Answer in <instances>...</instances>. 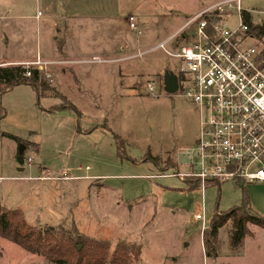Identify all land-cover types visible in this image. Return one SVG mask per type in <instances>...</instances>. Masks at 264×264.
<instances>
[{"label":"rangeland","instance_id":"obj_1","mask_svg":"<svg viewBox=\"0 0 264 264\" xmlns=\"http://www.w3.org/2000/svg\"><path fill=\"white\" fill-rule=\"evenodd\" d=\"M220 1L0 0V63L42 55L44 66L37 59L25 66L39 67L49 86L39 99L28 87L0 93V203L34 227L76 229L108 242L111 252L120 244L139 249L137 264H264V229L256 225L246 224L238 247L231 223L204 243L215 215L241 206L245 189L264 217V184L216 183L203 195L191 178L161 177L190 173L199 163L201 125L182 91L165 92L164 74L177 75L180 61L156 47ZM242 7L264 23V0ZM238 14L234 8L229 29ZM2 133L29 142L23 172L20 144ZM64 169L71 180L58 178H68ZM45 174L50 179L40 178ZM0 252V264H54L2 238Z\"/></svg>","mask_w":264,"mask_h":264},{"label":"built area","instance_id":"obj_2","mask_svg":"<svg viewBox=\"0 0 264 264\" xmlns=\"http://www.w3.org/2000/svg\"><path fill=\"white\" fill-rule=\"evenodd\" d=\"M243 1L204 9L156 47L180 61L179 91L199 109L201 125L194 149L199 163L191 164L190 173L161 177L197 180L203 195L216 183L264 184V38L244 22ZM234 8L239 24L231 30L227 21ZM129 23L136 31L133 16ZM183 35L178 51H167ZM35 65L44 63L38 59ZM148 91L155 85L149 83ZM196 219L205 224L204 214Z\"/></svg>","mask_w":264,"mask_h":264},{"label":"trees","instance_id":"obj_3","mask_svg":"<svg viewBox=\"0 0 264 264\" xmlns=\"http://www.w3.org/2000/svg\"><path fill=\"white\" fill-rule=\"evenodd\" d=\"M242 14L244 22L249 25L251 31L258 37L264 38L262 25L254 24L252 14L246 10ZM185 37L183 35L181 39ZM23 85L34 89L39 97L49 90L46 75L36 67L25 65L0 67L1 95ZM2 118L4 115L0 119ZM2 135L15 140L18 144H27L11 134L2 133ZM192 181L195 184L193 189L200 188L197 180ZM238 184L244 186L243 183ZM240 210H243L241 215ZM227 223H231L230 239L234 247L240 246L244 234H247L246 224L250 223L264 229V217L252 207L246 189L243 192L241 206L230 209L223 215L216 214L212 219L209 231L204 234L205 245H209L210 239H215L220 229ZM0 238L16 244L26 252L42 256L54 264H137L141 255L139 249L130 248L124 244H120L111 252L108 242L80 235L76 229L67 231L62 228L41 229L31 226L22 211L9 209L1 203Z\"/></svg>","mask_w":264,"mask_h":264},{"label":"crops","instance_id":"obj_4","mask_svg":"<svg viewBox=\"0 0 264 264\" xmlns=\"http://www.w3.org/2000/svg\"><path fill=\"white\" fill-rule=\"evenodd\" d=\"M222 1H224V0H222ZM222 1H220V2H222ZM220 2H218V3H220ZM218 3H215V4H213V5H211V6H214V5H216V4H218ZM211 6H209V7H211ZM209 7H207V8H209ZM207 8H205V9H207ZM201 12V11H200ZM199 12V13H200ZM37 15L39 16V15H41V13H40V11H38V13L36 14V17L35 18H39V17H37ZM254 22V21H253ZM255 24V23H254ZM262 24V23H261ZM257 25V24H256ZM258 25H260V24H258ZM182 29V28H181ZM180 29V30H181ZM179 30V31H180ZM179 31H177L175 34H177ZM174 34V35H175ZM173 36V35H172ZM172 36H170L169 38H171ZM168 38V39H169ZM167 39V40H168ZM165 42V41H164ZM163 43V42H162ZM101 45H104V46H106L107 44H106V42H104V43H102ZM117 45V44H116ZM96 47H100V45L99 46H96ZM98 55V54H97ZM100 55V54H99ZM96 57H98V58H100L101 59V57H99V56H96ZM94 58V57H93ZM35 59H42V55L40 56V55H37L36 56V58H25V59H21V60H14V61H11V62H7V63H0V67L1 66H12V65H26L27 63H31V62H33V61H35ZM93 60V62H95L94 61V59H92ZM102 60V59H101ZM85 60H83V61H79V63L81 64V63H83ZM105 61V60H104ZM91 62V61H90ZM108 62V61H107ZM106 61H105V63H107ZM100 63V62H99ZM103 63V62H102ZM120 70H118V78L117 79H119V81L120 82H117V80H116V85H119V87H122V86H124L123 85V83L121 82L123 79H124V77H123V74H121L120 72H119ZM126 81H127V84L130 82L131 83V81H130V78H126ZM119 83V84H118ZM20 87H28V88H31V87H29V86H19V87H17V88H20ZM17 88H14V89H17ZM13 89V90H14ZM32 89V88H31ZM33 90V92H35V94H36V96H37V98L39 99L40 97L38 96V94H37V92L34 90V89H32ZM47 109H49V108H47ZM44 113H46V115H48L47 113H53V111H51V109H49L48 111H45ZM18 138V137H17ZM21 139V138H20ZM23 141H25L26 143H29L28 141H26V140H24V139H22ZM35 143V142H34ZM35 144H37V143H35ZM21 145V144H20ZM18 156V155H17ZM20 168V167H19ZM18 168V169H19ZM18 169H17V171H18ZM25 170V169H24ZM23 170V171H24ZM19 172V171H18ZM68 174V178H66V177H64V176H62V177H58V178H60V179H62V180H71V176H70V170L69 169H64L63 170V172H62V175H64V174ZM39 178V177H38ZM41 179H43V180H47V179H50V177H49V175H41V177H40ZM13 179H18L17 177L16 178H13ZM21 179V178H20ZM198 215V214H197ZM196 215V216H197Z\"/></svg>","mask_w":264,"mask_h":264},{"label":"water","instance_id":"obj_5","mask_svg":"<svg viewBox=\"0 0 264 264\" xmlns=\"http://www.w3.org/2000/svg\"><path fill=\"white\" fill-rule=\"evenodd\" d=\"M264 31V25L261 27ZM164 90L169 95H175L179 92V79L176 74L170 71H166L163 77ZM26 150L25 145L21 144L18 153V163L20 164L19 172H23V165L25 163L24 152Z\"/></svg>","mask_w":264,"mask_h":264}]
</instances>
